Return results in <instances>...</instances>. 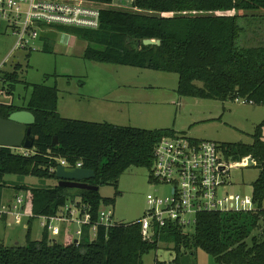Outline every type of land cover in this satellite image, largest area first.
Masks as SVG:
<instances>
[{"label": "trees", "instance_id": "obj_1", "mask_svg": "<svg viewBox=\"0 0 264 264\" xmlns=\"http://www.w3.org/2000/svg\"><path fill=\"white\" fill-rule=\"evenodd\" d=\"M88 1L103 7L100 27L56 26V32L43 33L45 51H52L49 40L53 42L57 32H69L88 43L85 60L177 73V93L181 96L222 101L243 98L264 105V45L241 46L246 28L239 22L248 13L264 11V0H133L127 7L115 5L114 0ZM146 38L160 39L161 43L146 45ZM21 68L17 64L12 72L4 73L8 93L13 94L21 82ZM51 76L57 74L46 75ZM26 87L32 88L26 103H0V117L24 109L36 116L33 154L25 156L0 146V208L7 175L35 176L57 180L51 186L14 184L17 191L26 192L28 208L35 215H56L78 198L96 219L103 204H115L121 174L130 166L151 170L157 142L163 136L178 134L173 128L152 130L66 118L59 111L57 85L26 83ZM263 127L264 121L256 126L252 143L219 144L227 158L240 161L251 156L260 168L254 182V211L203 212L192 231L170 224L150 240L143 237L140 220L109 228L99 226L93 240L85 227L79 245L72 237L57 242L46 228L41 239H32L31 219L24 244L0 241V264H145L144 255L157 250L162 240L174 242L178 252L201 248L218 264H264ZM60 159L73 166L81 162L82 167L94 170L95 177L89 182L99 189H79L77 197L73 196L58 184L53 171ZM106 184L115 186V197L100 194ZM170 264H180L179 255Z\"/></svg>", "mask_w": 264, "mask_h": 264}, {"label": "rangeland", "instance_id": "obj_2", "mask_svg": "<svg viewBox=\"0 0 264 264\" xmlns=\"http://www.w3.org/2000/svg\"><path fill=\"white\" fill-rule=\"evenodd\" d=\"M239 22L246 28L240 41L241 46L264 45V11L248 13ZM53 40H49L51 52L44 50L43 38L36 40L31 48L14 50L16 36L10 29L5 31V26L0 25V103L24 104L32 92V88H27L26 83L57 85L62 116L87 120L89 117H101L97 109L94 114L84 113L81 109L83 105H89L87 101L81 102L88 93H110L116 97L125 94L129 102L124 103L125 112L120 114V120L114 124L152 130L173 128L180 134L218 144L252 143L256 126L264 121V105H255L241 99L222 101L181 96L177 93V73L85 60L82 54L88 43L69 32L59 31ZM17 64L22 66L21 82L11 94L8 93L9 84L4 82L3 75L12 72ZM55 73L57 76L46 77L47 74ZM73 107H76L75 111ZM259 173L260 168L255 165L232 168L229 192L252 195ZM150 176L149 168L130 166L119 178V195H115L116 188L113 184L101 186L100 194L103 197L116 196L115 204L106 207L114 213L116 222L131 223L140 220L150 208L149 194H168L169 185L153 181ZM5 180L7 184L2 190V205L15 194L23 192L17 191L15 183L34 186H51L57 183V180H42L35 176L20 178L7 175ZM68 189L73 196L77 197L79 194L78 188ZM25 224L16 222L11 217L7 220L0 218V241L6 245H13L16 241L24 244L28 231ZM59 225L64 233V225ZM30 226L32 239H41L44 232L41 220L34 218ZM76 229V226L71 227L72 231ZM188 230L192 231V228ZM63 233L50 237L64 243ZM94 238L95 234L91 233L89 240ZM73 240L74 237L71 241ZM178 255L180 264H218L210 253L201 248L182 249L178 252L174 242L165 240L160 241L157 250L144 255V262L170 264Z\"/></svg>", "mask_w": 264, "mask_h": 264}, {"label": "built area", "instance_id": "obj_3", "mask_svg": "<svg viewBox=\"0 0 264 264\" xmlns=\"http://www.w3.org/2000/svg\"><path fill=\"white\" fill-rule=\"evenodd\" d=\"M132 1L115 5L126 7ZM102 8L88 0H0V25L5 26V31L10 29L16 36L14 50L27 49L50 27L99 28ZM249 103L253 104L252 101ZM12 148L25 156L34 153L33 148ZM249 157L233 161L220 150L217 142L180 133L163 136L155 145L150 178L169 185V190L164 196L148 195L150 208L140 219L143 237L150 240L159 229L170 224L192 228L198 214L203 212L254 211V194L231 193L228 190L231 169L248 166ZM59 165L73 166L65 159H60ZM75 167H82V163L78 162ZM56 170L57 167L53 169ZM103 205L105 207H100L96 219H93L88 206L78 198L69 201L56 215L37 216L28 208L27 194L23 191L1 206L0 218L11 217L16 222L26 223L24 227L29 228L30 220L38 217L44 229L54 236L62 233L60 223L64 225L65 238L74 237V242L79 245L85 227L96 235L99 226L109 228L118 223L114 213L106 209L110 205ZM72 226L77 229L72 231Z\"/></svg>", "mask_w": 264, "mask_h": 264}, {"label": "water", "instance_id": "obj_4", "mask_svg": "<svg viewBox=\"0 0 264 264\" xmlns=\"http://www.w3.org/2000/svg\"><path fill=\"white\" fill-rule=\"evenodd\" d=\"M143 43L146 45L160 44L161 40L146 38ZM35 122L34 113L25 109L14 111L7 118L0 117V146L32 148L35 140L32 135V125ZM55 142H57V138ZM254 164L252 157H249V165ZM56 175L59 178L58 184L63 187L85 190L99 189L98 185L89 182L95 177V171L92 169L59 165Z\"/></svg>", "mask_w": 264, "mask_h": 264}, {"label": "crops", "instance_id": "obj_5", "mask_svg": "<svg viewBox=\"0 0 264 264\" xmlns=\"http://www.w3.org/2000/svg\"><path fill=\"white\" fill-rule=\"evenodd\" d=\"M120 2L122 4V3L127 2V0H114V4H116V3L120 4ZM49 31L50 32L51 31L56 32L54 28L50 27L46 31L42 32L40 38H42L43 33H46ZM84 51H83V54H84ZM125 96H126L125 94H123V96L117 95V97H116V96L111 95L110 93H103L102 95L88 93L86 95V97H84L85 99L84 98L81 99V102L87 101L89 103V105L88 106L83 105L81 109H83L84 113H87V114H94V110L97 109L98 112L101 114L100 115L101 117H96V119L94 117L87 118V120H89V121H97V122L108 121L110 123L111 122L112 123H116V122L118 123V121L120 120V117H121L120 114L125 112L124 111V107H125L124 103L127 104L129 102V100L127 99L128 97L126 98ZM90 104H93L94 106L90 105ZM59 109H60V107H59ZM73 110L75 111L76 107H73ZM62 233L60 235H62ZM49 234H50V236L52 235L51 233H49ZM52 236H54V235H52ZM63 236L65 238V236H66L65 232L63 233ZM16 243H18V241H16Z\"/></svg>", "mask_w": 264, "mask_h": 264}]
</instances>
